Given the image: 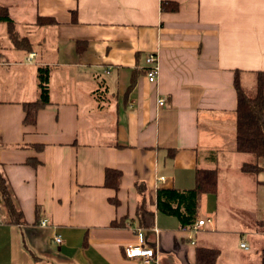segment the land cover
<instances>
[{
    "label": "crops",
    "instance_id": "1",
    "mask_svg": "<svg viewBox=\"0 0 264 264\" xmlns=\"http://www.w3.org/2000/svg\"><path fill=\"white\" fill-rule=\"evenodd\" d=\"M0 5L33 48L15 46L0 22V173L23 218L12 221L0 196V264H155L125 255L138 227L157 264H194L199 245L219 248L215 264H262L264 171L241 169L258 159L235 150L234 80L253 94L264 72V0ZM39 65L51 69L50 102L27 122ZM106 168L121 172L118 189L104 184ZM198 168L217 170V191L198 195L193 223L210 221L192 228L159 209L157 191L193 188ZM136 181L149 228L138 225Z\"/></svg>",
    "mask_w": 264,
    "mask_h": 264
},
{
    "label": "trees",
    "instance_id": "2",
    "mask_svg": "<svg viewBox=\"0 0 264 264\" xmlns=\"http://www.w3.org/2000/svg\"><path fill=\"white\" fill-rule=\"evenodd\" d=\"M176 4L172 8H175ZM0 22L6 23L8 37L15 46L32 50L31 40L20 35L16 29L15 21L9 14L6 7L0 5ZM38 24L54 23L52 18L39 16L36 19ZM50 67L39 65L37 67L38 97L35 101L24 102L25 121L34 122L37 110L50 102ZM234 86L236 90V108L234 111V139L235 150L238 152L250 153L257 159L264 157V72L258 71L255 92L249 94L241 86L238 73H236ZM242 171L247 173H258L264 171V165L258 162H245L241 166ZM121 172L114 168L105 169L104 184L114 189L119 188ZM135 186L141 195L137 205L136 217L138 225L149 228L153 225L154 211L145 204V184L136 181ZM217 191V170L215 168H198L195 173V186L191 189H163L157 191V206L162 211L177 216L182 226L194 222L197 213V199L201 193H215ZM0 196L1 205L7 211L12 221L21 222L22 213L14 204L11 193L8 189L5 177L0 173ZM117 203V199H113ZM175 203V205H173ZM219 248L208 246H197L195 250L194 264H215L219 255ZM264 264V259H262Z\"/></svg>",
    "mask_w": 264,
    "mask_h": 264
},
{
    "label": "built area",
    "instance_id": "3",
    "mask_svg": "<svg viewBox=\"0 0 264 264\" xmlns=\"http://www.w3.org/2000/svg\"><path fill=\"white\" fill-rule=\"evenodd\" d=\"M146 62L149 64V67H147L146 70L147 78L151 82L155 81L157 78V73L159 68L156 60V55L153 52L148 53L146 56ZM157 102L159 105H162L164 99L159 98ZM209 221H210L209 218L206 219L201 218L192 224V228H198L201 225H203L205 222H209ZM39 224L44 226L47 224V220L40 219ZM136 232L138 236V243L135 245L126 246L124 249L125 255L129 258H139V257L143 258L145 263H150L151 261H154L155 264H157L158 259H157V253L155 247L147 241V237L144 233V230L141 227H138L136 229ZM53 239L56 243H59L62 240L60 235H55ZM240 246H242L245 249L248 248V245L245 242H241Z\"/></svg>",
    "mask_w": 264,
    "mask_h": 264
},
{
    "label": "rangeland",
    "instance_id": "4",
    "mask_svg": "<svg viewBox=\"0 0 264 264\" xmlns=\"http://www.w3.org/2000/svg\"><path fill=\"white\" fill-rule=\"evenodd\" d=\"M251 158H252V157H251ZM253 158H254V157H253ZM257 162H258L259 164H264V157L258 159ZM170 263H171V264H175V263H173V262H170ZM167 264H168V261H167Z\"/></svg>",
    "mask_w": 264,
    "mask_h": 264
}]
</instances>
